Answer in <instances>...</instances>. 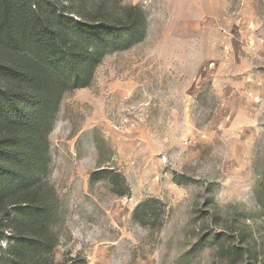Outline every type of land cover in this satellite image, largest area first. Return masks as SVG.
I'll list each match as a JSON object with an SVG mask.
<instances>
[{
  "label": "rangeland",
  "instance_id": "obj_1",
  "mask_svg": "<svg viewBox=\"0 0 264 264\" xmlns=\"http://www.w3.org/2000/svg\"><path fill=\"white\" fill-rule=\"evenodd\" d=\"M108 1L145 34L62 97L42 175L54 262L264 264V0ZM149 198L156 227L133 218Z\"/></svg>",
  "mask_w": 264,
  "mask_h": 264
},
{
  "label": "trees",
  "instance_id": "obj_2",
  "mask_svg": "<svg viewBox=\"0 0 264 264\" xmlns=\"http://www.w3.org/2000/svg\"><path fill=\"white\" fill-rule=\"evenodd\" d=\"M137 6L108 0H0V264H85L80 256L54 262L55 201L42 180L48 133L65 92L87 87L104 55L143 39ZM117 195L120 173L101 168ZM160 201L133 212L156 227Z\"/></svg>",
  "mask_w": 264,
  "mask_h": 264
}]
</instances>
